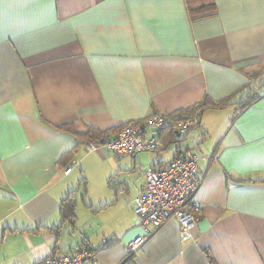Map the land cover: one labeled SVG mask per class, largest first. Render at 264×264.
I'll return each mask as SVG.
<instances>
[{"label":"crops","instance_id":"obj_1","mask_svg":"<svg viewBox=\"0 0 264 264\" xmlns=\"http://www.w3.org/2000/svg\"><path fill=\"white\" fill-rule=\"evenodd\" d=\"M204 99L218 106L185 139L200 215L181 241L175 218L144 228L132 210L139 170L174 155L169 132L148 130L157 149L134 156L102 144ZM88 149L108 164L77 194ZM82 240L87 264H264V0H0V264Z\"/></svg>","mask_w":264,"mask_h":264},{"label":"built area","instance_id":"obj_2","mask_svg":"<svg viewBox=\"0 0 264 264\" xmlns=\"http://www.w3.org/2000/svg\"><path fill=\"white\" fill-rule=\"evenodd\" d=\"M198 125V111L195 115L181 119L175 118L172 114L154 113L127 122L102 144L115 155L134 156L138 152L157 149V138L154 135L148 136V130L174 132L173 157L158 167L139 170L144 183L133 198L132 210L138 218L139 225L144 228L159 227L168 218H175L181 241L192 238V230L200 215V206L195 196L199 187L200 156L185 144L187 136ZM200 144L201 141L197 142L196 147ZM69 171L70 167L66 172ZM145 239L144 235L134 238L126 246L127 253L131 254L137 250ZM105 241L106 239H103L102 243ZM95 256V249L88 241L82 240L71 252L58 254L51 251L35 264H87L88 261H94Z\"/></svg>","mask_w":264,"mask_h":264},{"label":"rangeland","instance_id":"obj_3","mask_svg":"<svg viewBox=\"0 0 264 264\" xmlns=\"http://www.w3.org/2000/svg\"><path fill=\"white\" fill-rule=\"evenodd\" d=\"M87 152L88 154L85 155L84 157V160L82 162V167L76 165L74 167L75 169L71 173V176H73L75 180L74 183L76 187H78L79 189L77 194L82 192L84 190V187L86 188V192L88 193V195H90V193L93 192V190L96 191L97 189L96 184L98 182H101V184L103 183V177L100 176L102 174L101 168L102 169L107 168V164H108L106 159L99 154L96 155L94 150L88 149ZM108 152L112 156L115 155L109 150ZM116 156H120V155H116ZM141 156L145 158V155L141 154ZM101 184H98V186Z\"/></svg>","mask_w":264,"mask_h":264},{"label":"trees","instance_id":"obj_4","mask_svg":"<svg viewBox=\"0 0 264 264\" xmlns=\"http://www.w3.org/2000/svg\"><path fill=\"white\" fill-rule=\"evenodd\" d=\"M218 104H216L215 102H212L210 100L204 99L201 103L193 106L190 110H187L186 112H183L182 114H180L181 116H175L174 114H172V116L177 117V118H188L190 116H192L194 114V112H201L203 109L207 108V107H217ZM61 128H65L69 130V126H62ZM167 132H169L170 136L173 137V139L171 138V141L174 142L175 138H174V132L172 130H165ZM81 135H88L85 133H81ZM89 137V135H88ZM68 201V197L65 198ZM69 214H67L68 217H74V214L72 213V208H68L67 211Z\"/></svg>","mask_w":264,"mask_h":264},{"label":"water","instance_id":"obj_5","mask_svg":"<svg viewBox=\"0 0 264 264\" xmlns=\"http://www.w3.org/2000/svg\"><path fill=\"white\" fill-rule=\"evenodd\" d=\"M176 135H178V134H176Z\"/></svg>","mask_w":264,"mask_h":264}]
</instances>
